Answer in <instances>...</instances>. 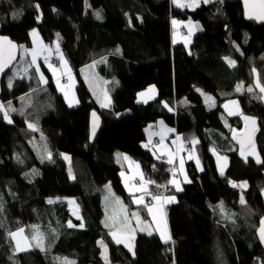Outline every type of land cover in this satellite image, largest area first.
<instances>
[{"label": "trees", "instance_id": "trees-1", "mask_svg": "<svg viewBox=\"0 0 264 264\" xmlns=\"http://www.w3.org/2000/svg\"><path fill=\"white\" fill-rule=\"evenodd\" d=\"M174 17L200 24L188 49L171 45L170 20ZM33 29L46 45L59 42L76 73L97 60L112 61L118 86L108 84L112 105L103 110L78 76L79 106L68 110L42 64L50 81L40 84V73L31 66L28 54L19 56L27 60L24 76H19L18 69L11 87L6 81L10 73L3 79L0 104L14 103L20 97L25 106L8 114L11 123L0 113V264H63L64 259L71 264H103L98 241L108 246L109 262H126L130 255L113 244L101 226L100 191L110 184L114 194L126 198L114 165L115 153L138 161L152 184H167L170 166L143 147L145 131L159 120L185 136L186 142L197 141L203 172H197L193 162L186 164L190 182L182 185L177 203L166 208L171 242L138 235L133 264H264L255 234L264 217L260 197L264 189V105L252 87L253 69L264 86V25L246 23L241 4L224 0L182 11L170 0H0L1 37L28 50ZM225 58L235 61V66L229 67ZM52 64L60 66L55 58ZM238 85H242L240 91ZM150 86L156 87V99L137 103V94ZM196 89L212 95L214 110L206 109ZM235 98L246 114L260 119L262 166L244 165L234 151L229 171L220 179L210 154L216 148L207 132L219 131L230 142L229 132L239 128L240 122L227 120L221 105ZM93 111L102 117V125L91 141L89 116ZM40 133L49 144L51 164L39 162L30 146V140ZM62 154L70 156L69 166L60 158ZM230 182L248 186L243 192L244 205L238 204L240 193ZM58 197L75 198L81 219L72 217L65 205L47 202ZM219 202L230 214L231 224L213 217L210 205ZM69 222L74 226L68 227ZM17 226H36L45 234L46 253L18 251L7 237Z\"/></svg>", "mask_w": 264, "mask_h": 264}, {"label": "rangeland", "instance_id": "rangeland-1", "mask_svg": "<svg viewBox=\"0 0 264 264\" xmlns=\"http://www.w3.org/2000/svg\"><path fill=\"white\" fill-rule=\"evenodd\" d=\"M170 1L172 2L173 6L176 10L182 11L185 8H187L189 10H195V9L199 8L202 4H207L208 2L214 1V0H208L207 3H205L204 0H199V6H196L192 2V0H179V3L182 5L180 7H177V5L175 3H173V0H170ZM190 4L192 6H188ZM173 21H176L175 25L173 24ZM200 30H201V27H200V24L198 22H194L190 19L182 21L181 19L176 18V17L171 18V20H170V42H171L172 47L182 45L186 48H189L192 44L193 38L195 37V35H197L200 32ZM33 32L36 33L35 36L32 35ZM30 40H31L32 47L30 49L26 50V48L24 46H22L20 48V55L22 57H25L26 54H28L29 57L31 56V59H32L31 52L33 49H36V52H37L36 64L40 70L39 73L43 74L44 80L46 81V83H48L50 81V79L45 74V72L43 71V68L38 63V60L40 59V56H42L44 50L49 51L46 58L42 57V60H43L42 65L44 66L46 71H48V73L51 75V77L53 79L52 82L54 83V86H55L57 92L63 97L64 101L66 102V105L70 109H73V108H76L77 106H79V100H78L77 94H76L77 77L78 76H80V78L83 80V82H84L85 86L87 87V89L89 90L93 100L95 99V101L99 102L101 105H107L109 103L110 104L112 103L111 92L107 89L108 84H111L113 87H114V84H115V86H118V81L114 77V64L112 61L107 60L106 58L100 59V60L95 61V63H92L90 65H87V66L81 68L79 70V72L76 73L73 70L72 66L70 65L69 61L64 56L63 52L61 51L60 46H59L60 44L58 41H56L52 45H46L42 41L40 34H39L37 29H33L30 32ZM41 45L43 47H41ZM53 58L57 59L60 62V68L58 65L52 64ZM24 63L25 64L27 63L26 59L25 60L24 59L19 60L18 63L14 66V68L12 69L10 74L6 77V81L8 84L17 76L18 69H21V67L24 66ZM228 66H229V64H228ZM231 68H233V67H231ZM61 80H65V83L63 85L60 84ZM39 82L41 85L46 84V83H42L40 81V78H39ZM57 82H59V85H60L59 88L57 86ZM150 89H154L156 91L155 86H150L147 89H145L144 91H150ZM196 92L199 93L201 95V97L203 98L204 105L208 111L215 109L216 104H215L214 98L212 97L211 94L203 92L200 89H196ZM65 94H67V99L65 98ZM156 97H157V91H156V95L153 97V99H148L149 101H147L146 103L152 102L153 100L156 99ZM208 97H210L211 99H208ZM70 103L72 106H69ZM98 107L100 109L103 108L101 106H98ZM104 109L105 108H103V110ZM101 120H102V118H101ZM223 124L227 128L229 127L228 123L226 122V119L223 120ZM165 128H169V127L165 126ZM175 134L178 135V133H176V132H175ZM220 136H222V135L220 133H218L217 136L211 137L213 140L214 146H215V143L218 145L219 141H221V140H222V143L225 142L224 139L220 138ZM89 137H90V134H89ZM179 139H180L181 144L184 148L186 147V143H188L192 147V149L194 151L193 159H190L191 155L187 151H184V150L179 151V149H177V154H175L174 158L169 159V161L171 160V163L170 162L169 163L163 162V163L170 166L169 169L171 171L175 172V175L177 177H181L185 174V176L187 177V181H189V176L187 174V170H186L185 165L189 162H193L197 172H199V173L203 172V165H202V162L198 156L197 150L195 148L197 143H195L193 145L192 143H190L191 140L189 142H186L185 136H183L182 134L181 135L179 134ZM171 141H173L172 142L173 143L172 144L173 149H171L173 152L176 149V146L174 145V138L173 137L171 138ZM228 143L230 144V142H228ZM30 146L36 151L39 162L44 163V162L48 161V163H50V164L53 162L51 160V158H52L51 154L50 155L48 154L49 144H48V142L45 138V135L43 133H40V135H38L37 138L31 139L30 140ZM231 147H232V145H231ZM178 154L180 156V157L178 156L179 158H177ZM177 159L179 160L178 165H176ZM181 161H183V163H181ZM68 171L70 174V178L72 179L73 175H72L71 169H69ZM184 183H187V182H184ZM230 185L232 187H236L240 193L239 199H238V204L244 205L245 201L243 204H241V197H243V194H244L243 193L244 191L242 190L241 185L238 186L232 182H230ZM105 189H106V191H110L111 190L110 185L108 184ZM167 198H170V196H168ZM243 200H244V197H243ZM47 202L50 204H57V203L63 204L66 206V208L68 209V211L72 215V217H74L76 219H81V216L79 213L80 211H79V208L77 206L75 198L58 197V198L47 199ZM175 203H176V201L174 203H168V204H175ZM222 206H223L222 202H219L215 205H210V210L213 213V217L215 218V220H217L220 223L225 222V223L231 224L233 220H232L230 214L227 213L226 210L224 209V207H222ZM18 228H21V226L15 227V229H18ZM33 229H34L33 226L25 227V232L27 231L26 235H28L27 237H28L29 243L31 245V248H30V250L27 251V253H31L32 251L40 252V253H46V251L48 250V246H47V242L45 241L46 240L45 239L46 236L44 237L45 234L43 235L37 229L38 232L41 233L43 236V245H42V247H38L36 245V241L31 239L32 236L34 235ZM99 242H102V241L97 242V245L99 246L100 251H101L100 259L102 260L103 264H108L110 262L108 259L107 251L105 252L104 248L101 246V243H99ZM126 243H128V242H126ZM133 247L134 246H132V248ZM18 251H20V250H18ZM128 251H129V249H128Z\"/></svg>", "mask_w": 264, "mask_h": 264}, {"label": "crops", "instance_id": "crops-1", "mask_svg": "<svg viewBox=\"0 0 264 264\" xmlns=\"http://www.w3.org/2000/svg\"><path fill=\"white\" fill-rule=\"evenodd\" d=\"M48 53H49L48 50L43 51L42 56H40V59L38 60V63L40 65L43 62L42 57L46 58ZM29 60L32 67H37L36 63L35 65L32 64L31 56L29 57ZM24 69H25L24 66L21 67L19 76L21 75L24 76ZM155 95H156V91L154 89H152V91L143 90L142 92H139L137 94L136 102L137 103L147 102L149 101L148 99H153ZM96 103L98 106L105 108L104 110L111 109L112 103L111 104L109 103L107 105H101L99 102ZM165 126L167 125L161 120L151 124L145 131V142L143 147L145 149H149V151L154 156V158L162 159L164 163H169V159L174 158L175 154H177V149H179V151L180 150L187 151L192 156V157L190 156V159H193L194 151L192 147L188 143H186V147L184 148L181 144L180 139H177V137H179V134L178 135L175 134L176 129L170 126H168L169 128H165ZM172 137L174 138V145L176 146V149L173 152L171 150L173 149L172 148L173 141H171ZM145 145H147V147H145ZM178 156L179 154L177 155V158L180 157ZM65 157H67V159H65ZM125 157H127V159H125ZM113 158L115 164L120 169L119 175L121 178V182L126 194L129 197L127 201H124L121 198L115 196L112 192L110 191L106 192V195L103 197L102 200V208L104 212L103 219L101 221L102 228L112 240L113 237L112 235H110V231L116 232L117 236L119 238L124 239L125 242L130 243L132 240V246L134 243V239L138 234L149 235L148 234L149 232L152 233L151 235L153 234L158 235L160 239H161V234L163 233L165 239H167L169 242L170 234L166 221V208L169 205H173L168 203H174L175 201L177 203V194L182 192V190L177 191L176 186L178 184L179 187L182 189V185L184 184L185 179H187V177L185 176V174L181 176L182 178L177 177L175 175V172L171 171L170 179L168 180L166 185L158 186L156 184L151 183L147 185V192H140L138 191V186L140 185L141 180L143 179L145 181H148V179H146L143 173L140 163L126 154L115 153ZM62 159L64 160V164L66 166L70 165L71 159L69 155H65L64 157H62ZM178 164H179V160L177 159L176 165ZM173 180L176 181V184L171 183V181ZM235 184L238 186L241 185V187L242 185H246L245 182H239ZM242 190L245 192L247 189L245 190L242 187ZM156 195L161 197L159 201L153 199V196ZM140 196H143L144 202L146 204L148 203L149 205L153 206V211L151 214L149 213L148 208L144 207V204L138 205L134 203V199H137ZM168 196H170V198L174 197V200H168L167 199ZM117 201H119V203H117ZM133 212L138 214L139 221H137L136 218L131 216V213ZM145 213H147L149 219L148 221L143 222L142 216ZM126 216H127V220L125 219ZM132 222H134L136 226L134 231L132 232V235L129 237L128 231L130 224ZM106 225L108 226L106 227ZM113 241L114 243H116L115 240ZM119 245L125 247L124 243H120ZM125 248L128 249V247Z\"/></svg>", "mask_w": 264, "mask_h": 264}, {"label": "water", "instance_id": "water-1", "mask_svg": "<svg viewBox=\"0 0 264 264\" xmlns=\"http://www.w3.org/2000/svg\"><path fill=\"white\" fill-rule=\"evenodd\" d=\"M224 1L228 3L239 2L242 7L243 19L246 23L253 22L257 26L264 25V19L255 18V16L259 14L260 9L259 7L254 8L253 5H258L259 0H248L247 8L245 5V0H224ZM246 12L252 14L254 18L251 19L248 18ZM0 38H4V39H0V54H2L3 59L6 61V66L4 67V70L0 72V92H1L2 81L12 71L13 67L17 64L20 56V49L19 46L14 42H12L9 38L1 37V36ZM9 41L11 42L12 45H15L14 48L9 46L8 44ZM252 76H253L252 87L260 95V100L264 105V99H262V97H264V93H262L260 91V87L257 86V79H259V83L260 85H262L260 82L259 74L255 70V72L252 71ZM221 110L227 120H238L240 122V127L232 128L228 136L229 141L232 143L234 147L237 148V155L239 157V160L245 165L248 164V162H251L256 167H261L262 157L260 155L258 148V139L261 133L260 119L256 116L246 114L241 107L240 100L236 98L225 101L221 105ZM93 113H95V117L93 116ZM246 117L249 118L247 121L245 120ZM101 118L102 117L99 115V113L95 111L90 113L89 116L90 140H92L94 136L97 134V132L100 130V127L102 125ZM252 121H255V123L253 124ZM93 128H95L94 134H93ZM234 133H235V138H234ZM241 143H243L244 145L243 156L241 155V151H242ZM210 154L213 159L216 175L220 179L225 178L230 168L231 158L226 154H222V155L219 154V152H217L216 150L211 151ZM257 159H259L261 162L257 163ZM221 171H223V175L221 174ZM260 197L264 208V189L260 192ZM262 221H264V217H262V219L259 221V225L256 229L255 234L257 241L264 252V242H261L260 239V229L262 227ZM21 228L24 230L23 233L17 236L15 240H13L11 237L10 239L14 243H17V241H19L20 248L22 249L21 251L23 253H27V251L30 250L31 245L26 235L25 227H21ZM21 228L15 229L11 233H15Z\"/></svg>", "mask_w": 264, "mask_h": 264}, {"label": "snow or ice", "instance_id": "snow-or-ice-1", "mask_svg": "<svg viewBox=\"0 0 264 264\" xmlns=\"http://www.w3.org/2000/svg\"><path fill=\"white\" fill-rule=\"evenodd\" d=\"M192 2H193L196 6H199V0H192ZM204 2L207 3L208 0H204ZM173 3H175V4L177 5V7L182 6V5L179 3V0H173ZM245 5H246V8H247L248 0H245ZM188 6H192V5L190 4V5H188ZM253 7H254V8H255V7H259V9H260L259 14H258L257 16H255V18H257V19H264V0H259V4H258V5H253ZM246 15H248V18H250V19H251V18H254L252 14H249V13H247V12H246ZM97 18H99V14H98V13H97ZM173 24L175 25V24H176V21H173ZM32 35L35 36L36 33L33 32ZM0 39H4V38H0ZM8 44H9L10 47H13V48L15 47V45H12L10 41L8 42ZM41 47H43V46L41 45ZM31 55H32V64L35 65V63H36V59H37V52H36V49H33V50H32ZM11 58H14V57H11ZM225 59H226V62L229 64L230 67H234V66H235V61L230 60V59H228V58H225ZM5 66H6V61L3 59L2 54H0V72H2V71L4 70V67H5ZM36 71H37V73L39 74L40 70H39L38 67H37ZM253 72H255V69H253ZM40 81H41L42 83H46V81L44 80L43 74H40ZM9 86L11 87V82H10ZM57 86H58V88L60 87L59 82H57ZM257 86L260 87V91H261L262 93H264V86L260 85V83H259V79H257ZM241 88H242V85H238V86H237V91H240ZM150 91H152V89H150ZM248 91L251 92L252 89L249 88ZM141 95H143V94H141ZM65 98L67 99V94H65ZM208 99H211V98L208 97ZM262 99H264V97H262ZM69 106H72L71 103L69 104ZM166 106H167V105H166ZM225 107H227V106H225ZM170 110H171V109H170ZM12 111H15V109H13V108L11 107V103H10V102H9V104H8L7 106H6V105H3V104H0V113L3 114V118H4L7 122H9V123H11V120H10L8 114H9L10 112H12ZM230 114H231V113H230ZM93 116L95 117V113H93ZM248 119H249V118H247V117L245 118L246 121H247ZM252 123L254 124L255 121H252ZM29 128H31L33 131L36 130L35 127H34V125H32V124H29ZM94 132H95V128H93V134H94ZM234 138H235V133H234ZM177 139H179V137H177ZM238 142H240V141H238ZM190 143H192V144L194 145L195 143H197V141H195V140L193 139V140L190 141ZM145 147H147V145H145ZM243 148H244V145H243V143H241V149H242V151H241V155H242V156L244 155ZM18 159H19V158H18ZM65 159H67V157H65ZM125 159H127V157H125ZM218 159H219V157H218ZM169 162L171 163V160H170ZM260 162H261V161H260L259 159H257V163H260ZM181 163H183V161H181ZM221 174L223 175V171H221ZM185 182H190V181H187V179H185ZM151 183H152V181H150V180L145 181V180L142 179L140 185L138 186V191H140V192H147V185H148V184H151ZM171 183L176 184V181L173 180V181H171ZM234 186H235V185H234ZM242 187H243V185H242ZM176 190H177V191L182 190V189L179 187L178 184H177V186H176ZM153 199L159 201V200L161 199V197L158 196V195H156V196H153ZM167 199H168V200H174V197L167 198ZM50 202H51V201H50ZM70 203H71V202H70ZM117 203H119V201H117ZM134 203H136V204H138V205H140V204H144V207L148 208V211H149L150 214H151L152 211H153V206H151V205H149V204H146V203L144 202V198H143V196H140L139 198L134 199ZM243 203H244V200H243V197H241V204H243ZM125 212H126V209H125ZM131 216L134 217V218H136L137 221H139V216H138L137 213L133 212V213H131ZM125 219L127 220V216L125 217ZM68 226H69V227H73L74 225H72L71 222H69V225H68ZM82 226H83V225H81V227H82ZM107 226H108V225H106V227H107ZM33 228H34V235L32 236L31 239L34 240V241H36V245H37L38 247H42V245H43V236H42L41 233L38 232V230L35 229V226H33ZM23 231H24V230L21 228V229H19L17 232H15V233H10L9 235H10V237H11L13 240H15L17 236H19L21 233H23ZM148 234L151 235L152 233L149 232ZM110 235H112L113 240H115V242H116L117 244L124 243V244H125V247H128V249H129L130 252L133 251L132 246H131L129 243H126L124 239L119 238V237L117 236V233H116V232H111V231H110ZM161 239L164 240L165 243L168 242V240L165 239L163 233L161 234ZM260 239H261V242H264V221H262V227H261V229H260ZM99 243H101V246L104 248V250H105V252H106V246H104L102 242H99ZM16 247H17V250H22V249L20 248L19 241H17V245H16ZM42 250H43V249H42ZM68 264H71V262H68Z\"/></svg>", "mask_w": 264, "mask_h": 264}, {"label": "bare ground", "instance_id": "bare-ground-1", "mask_svg": "<svg viewBox=\"0 0 264 264\" xmlns=\"http://www.w3.org/2000/svg\"><path fill=\"white\" fill-rule=\"evenodd\" d=\"M92 63H95V62H92ZM92 63H90V64H92ZM90 64H88V65H90ZM14 68V67H13ZM59 68H60V66H59ZM81 69V68H80ZM80 69H78V72H79V70ZM77 72V73H78ZM65 83V80H61V82H60V84H64ZM0 94H1V92H0ZM11 103V107L13 108V109H18V108H20L21 106L23 107V106H25V102L19 97V98H17V100H16V102H14V103H12V102H10ZM9 104V103H8ZM8 104H5L6 106L8 105ZM64 104H65V106H66V108L68 109V110H70V108L66 105V102L64 101ZM9 114H11V115H14L15 114V112L14 111H12V112H10ZM218 133H220L219 131L217 132H214V133H212L211 131H209V132H207V134L210 136V137H215V136H217L218 135ZM221 139H225V138H222V137H220ZM215 148H216V150L217 151H222L221 153H219V154H223V153H226V155H228L229 157H231L230 155H232V154H234V151H236V156H237V158L239 159V157H238V155H237V148L236 147H234L233 148V146L231 147V144H229L228 143V141L227 142H223L222 143V140L221 141H219V143H218V145L215 143ZM66 154H62L61 156H60V158L62 159V157H64ZM62 161H63V163H64V160L62 159ZM240 161V160H239ZM241 162V161H240ZM242 163V162H241ZM248 163H250V162H248ZM244 164V163H243ZM114 165L118 168V170H119V172H118V179H119V181H120V184H121V186H122V188H123V190H124V187H123V185H122V182H121V178H120V175H119V173H120V169H119V167L115 164V162H114ZM245 165V164H244ZM247 165V164H246ZM72 181H73V179H71ZM108 184H106V185H104L103 187H102V189H101V191H100V197H101V209H102V212H103V208H102V200H103V197L106 195V192H108V191H106V186H107ZM110 185V184H109ZM110 187H111V185H110ZM248 188V186H246V185H243V189H247ZM110 192H112L113 194H114V191H113V189H112V187H111V190H110ZM124 194L126 195V198L125 199H123V198H121V197H119V196H117L116 194H114L115 196H117V197H119V198H121L122 200H124V201H127V199H128V195L126 194V192H125V190H124ZM76 203H77V201H76ZM77 206H78V208H79V211H80V207H79V205H78V203H77ZM222 207H224V205L222 206ZM143 209H144V207H143ZM224 209H225V207H224ZM80 213V212H79ZM103 215H104V212H103ZM103 219V218H102ZM148 219H149V216L147 215V213H145L143 216H142V221L143 222H146V221H148ZM262 219V218H261ZM260 219V220H261ZM259 220V221H260ZM258 225H259V222H258ZM135 226H136V224L134 223V222H132L131 224H130V227H129V231H128V236L130 237L131 235H132V232L134 231V229H135ZM167 226H168V224H167ZM258 227V226H257ZM168 230H169V228H168ZM11 233V230L7 233V237H10V234ZM169 234H170V232H169ZM108 235V234H107ZM138 235H145V234H138ZM137 235V236H138ZM109 236V235H108ZM136 236V237H137ZM145 236H157L159 239H160V237L158 236V235H156V234H153V235H145ZM136 237H135V239H136ZM110 238V237H109ZM135 239H134V243H135ZM110 241L113 243V244H115V245H117V246H120V247H123L124 249H125V251L130 255L129 256V258L126 260V262H120L119 260L117 261V262H115V264H133V262H134V260L136 259V247L134 246V243H133V251L132 252H129L128 251V249H126L124 246H122V245H119V244H116V243H114V241L110 238ZM160 241L162 242V243H164V244H166L165 242H163L161 239H160ZM169 242H171V236H170V241ZM169 242H167V243H169ZM103 244L106 246V251H107V254H108V259H109V249H108V246L106 245V243H104L103 242ZM259 244V243H258ZM130 245H132V240H131V242H130ZM259 247H260V245H259ZM261 248V247H260ZM103 250V249H102ZM262 250V249H261ZM263 251V250H262ZM264 253V252H263ZM68 260H65L64 259V261H63V264H68ZM108 264H114V263H108Z\"/></svg>", "mask_w": 264, "mask_h": 264}, {"label": "flooded vegetation", "instance_id": "flooded-vegetation-1", "mask_svg": "<svg viewBox=\"0 0 264 264\" xmlns=\"http://www.w3.org/2000/svg\"><path fill=\"white\" fill-rule=\"evenodd\" d=\"M22 227H25V226H22ZM16 245H17V243H15ZM21 251V250H20ZM21 253H23L22 251H21ZM24 254H26V253H24Z\"/></svg>", "mask_w": 264, "mask_h": 264}, {"label": "built area", "instance_id": "built-area-1", "mask_svg": "<svg viewBox=\"0 0 264 264\" xmlns=\"http://www.w3.org/2000/svg\"><path fill=\"white\" fill-rule=\"evenodd\" d=\"M56 64H58V63H56ZM148 204V203H147Z\"/></svg>", "mask_w": 264, "mask_h": 264}]
</instances>
